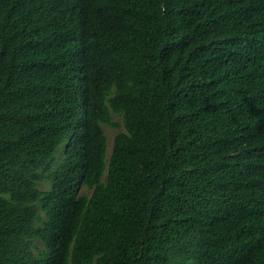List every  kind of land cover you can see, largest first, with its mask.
Masks as SVG:
<instances>
[{"label":"trees","instance_id":"trees-1","mask_svg":"<svg viewBox=\"0 0 264 264\" xmlns=\"http://www.w3.org/2000/svg\"><path fill=\"white\" fill-rule=\"evenodd\" d=\"M0 264H264V0H0Z\"/></svg>","mask_w":264,"mask_h":264},{"label":"rangeland","instance_id":"rangeland-1","mask_svg":"<svg viewBox=\"0 0 264 264\" xmlns=\"http://www.w3.org/2000/svg\"><path fill=\"white\" fill-rule=\"evenodd\" d=\"M106 133L108 134L109 137H111L113 135V133L116 131L114 128L112 127H105ZM83 192H86V189L83 188L82 189Z\"/></svg>","mask_w":264,"mask_h":264}]
</instances>
